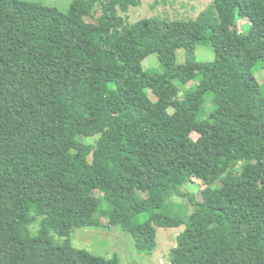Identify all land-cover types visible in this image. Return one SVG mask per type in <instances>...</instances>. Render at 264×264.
<instances>
[{"label": "trees", "instance_id": "trees-1", "mask_svg": "<svg viewBox=\"0 0 264 264\" xmlns=\"http://www.w3.org/2000/svg\"><path fill=\"white\" fill-rule=\"evenodd\" d=\"M140 4L73 0L63 13L0 0V264H120L70 240L102 218L150 255L158 227L185 224L166 264H264V95L253 73L264 0L126 25L118 9ZM207 43L215 60L200 62ZM154 52L161 73L142 68ZM194 178L220 186L197 203L184 191ZM175 196L193 207L187 222L162 212Z\"/></svg>", "mask_w": 264, "mask_h": 264}, {"label": "rangeland", "instance_id": "rangeland-1", "mask_svg": "<svg viewBox=\"0 0 264 264\" xmlns=\"http://www.w3.org/2000/svg\"><path fill=\"white\" fill-rule=\"evenodd\" d=\"M33 3H41L46 6L56 7L61 12L67 13L70 10L73 0H20ZM214 0H141L137 7H131L128 12L122 13L118 9V14L122 16L126 25L133 24L140 19L159 18L167 21H188L195 20L198 15L213 5ZM102 14L101 5L98 3L92 17H86L87 22H96ZM250 27L248 19H241L238 22V29L241 32H247ZM197 59L200 62H213L215 53L210 43L200 44L196 47ZM186 62V51L179 49L177 51L176 63L182 65ZM144 71L161 73V64L157 53L149 54L141 63ZM253 73L257 79L261 92L264 95V64H259ZM190 82L187 87L181 89L185 93L194 85ZM150 92V97L156 100L155 95ZM213 107L210 102H206L204 113H210ZM169 111L173 113V109ZM193 139H197V133L192 134ZM240 166V164L238 165ZM220 183L206 185L202 180L194 178L191 183L184 187V191L190 194V197L197 203L203 201L202 192L206 188H219ZM193 209L187 197L175 196L170 198L162 208V212L170 217L179 216L188 221V213ZM101 218V215L98 214ZM103 226L82 227L73 231L70 240L74 247L86 250L96 256L106 259H112L114 256L119 258L120 264H166L169 261V254L176 246L177 236L180 235L186 225H180L174 228H157V247L153 254L139 252L135 247L132 236L125 232L120 226H108V219L102 218ZM143 221V220H142ZM36 232V229H33ZM55 245L61 244L64 239L57 234L52 235Z\"/></svg>", "mask_w": 264, "mask_h": 264}]
</instances>
